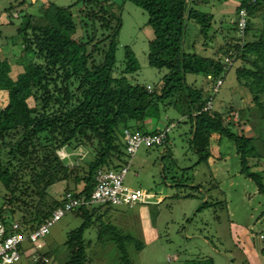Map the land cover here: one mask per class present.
Segmentation results:
<instances>
[{"label": "trees", "instance_id": "16d2710c", "mask_svg": "<svg viewBox=\"0 0 264 264\" xmlns=\"http://www.w3.org/2000/svg\"><path fill=\"white\" fill-rule=\"evenodd\" d=\"M125 1L148 16L146 23L153 35L148 41V65L167 70L160 84L150 90L129 78L140 69L129 46L123 47V60L117 64L123 23L114 0L43 5L38 13L46 23L26 21L18 27L20 54L15 63L21 71L13 77L9 57L0 58V91L7 97L0 109V222L8 231L15 221L27 231L44 222L62 203L49 192L58 182L66 184L63 193L89 195L96 171L117 170L127 153L122 131H161L157 127L148 130L145 121L148 118L156 123L167 107L176 109L189 124L188 142L197 155L195 164H208L212 157L222 159L221 152L214 155L212 146L228 140L239 155L240 173L264 195L262 172L251 168L264 157V132L262 137L244 133L251 122V108L264 126V0H237L229 12L218 9L222 44L211 56L195 51V41L190 48L185 47L188 22L199 25V33L209 40L208 32L217 16L199 6L222 7L230 0H122L121 5ZM241 9L246 12L242 32L237 24ZM256 17H262L263 22L253 30L251 19ZM224 23L229 24L227 32L223 31ZM226 58H232L230 66ZM231 69L237 85L249 92L250 105L235 107L229 102L219 111L213 108L214 96ZM188 75L208 77L210 91L205 95L201 86L188 82ZM218 80L221 83L215 89ZM235 109L241 127L231 118ZM255 141L261 142L262 152ZM61 149L70 152L69 159L58 154ZM250 160L256 162L250 165ZM86 206L71 211L84 220L67 234L68 259L63 264H86L84 232L94 216L100 221L98 240L113 239L122 254L120 263L133 264L124 250V242L131 237L104 225L102 215ZM45 255L50 261L30 264H53L51 253Z\"/></svg>", "mask_w": 264, "mask_h": 264}, {"label": "rangeland", "instance_id": "374dc122", "mask_svg": "<svg viewBox=\"0 0 264 264\" xmlns=\"http://www.w3.org/2000/svg\"><path fill=\"white\" fill-rule=\"evenodd\" d=\"M74 1L0 0V57H9L13 77L21 71V66L15 63L20 54L18 27L26 21L40 25L46 23L38 11L49 2L68 6ZM114 1V9L121 14L123 23L118 36L117 64L123 60V47L129 46L140 64L139 71L129 78L140 84L158 86L167 70L148 65V41L153 35L146 23L147 14L130 1L122 5V0ZM199 8L212 11L217 16L208 32L209 40L205 41L199 33V25L189 21L185 47L190 48V43L195 41V51L211 56L222 44L218 33L219 8L212 4H203ZM262 22V17L251 19L252 29H259ZM222 27L227 32L229 24L224 23ZM187 80L201 86L205 95L210 91L212 82L208 77L188 75ZM6 101V92L0 91V109ZM229 102L235 107L250 105V94L237 85L234 69L225 75L220 91L214 96L213 108L223 111ZM236 112L237 109L231 111V118L236 126L241 127L242 121ZM251 114V122L244 133L262 137L264 126L257 111L251 108ZM146 120L149 121L148 118ZM182 120V115L173 107L162 109L156 127L163 130L169 125L167 140L160 145H141L132 157L125 153L119 168L112 169L118 172L130 161L123 185L145 192L143 202L131 207L101 204H88L86 207L96 209L97 214L102 215L104 225H111L121 236L131 237L124 242V250L133 264H210V261L212 264H264V195L257 191L251 179L240 173L239 155L228 140L212 146L214 155L221 152L222 159L212 157L208 164H195L197 155L188 142L189 124ZM254 144L260 152L263 151L259 145L261 142L255 141ZM61 150H64L63 155ZM61 150L58 154L69 159L70 152ZM253 162L256 161L250 160L249 164ZM257 165L251 168L261 171L264 181V157ZM65 186L64 182H58L49 188V192L61 198ZM188 193L193 196H182ZM223 200L225 205H222ZM204 202H208L207 205L198 209ZM96 218L92 217L93 223L84 232L86 264H121L118 244L109 238L103 243L98 240L97 225L100 221ZM83 220L72 212H66L50 227L42 240L41 252H50L53 264H63L68 259V249L64 244L67 234L80 226ZM31 247L23 244L21 258L13 264H30L28 253ZM23 250H26L25 254Z\"/></svg>", "mask_w": 264, "mask_h": 264}, {"label": "built area", "instance_id": "2783aa9c", "mask_svg": "<svg viewBox=\"0 0 264 264\" xmlns=\"http://www.w3.org/2000/svg\"><path fill=\"white\" fill-rule=\"evenodd\" d=\"M245 9L239 11L238 26L240 32L246 24ZM225 61L230 66L232 58H226ZM221 83L217 81L215 89ZM151 89V85H147ZM169 126L156 133L133 132L125 128L122 131V141L125 144L126 152L131 155L135 154L141 146L160 145L167 140ZM64 154V150L60 154ZM130 163V161H129ZM123 167L120 171L98 169L95 173V183L91 193L87 196L76 195L72 191H66L62 194L61 204L55 208L50 216L44 220L37 228L27 231L19 222H13L8 231L4 224L0 222V264H13L20 260L23 244L31 245L28 253V259L31 263L48 262L49 258L44 252L42 240L49 233L50 227L59 220L66 212H71L76 208L88 204H109L112 206L126 205L131 207L137 202H143L146 198L145 192L138 188H128L123 185L124 176L128 166ZM26 250L22 253L25 254Z\"/></svg>", "mask_w": 264, "mask_h": 264}, {"label": "crops", "instance_id": "0c3cea01", "mask_svg": "<svg viewBox=\"0 0 264 264\" xmlns=\"http://www.w3.org/2000/svg\"><path fill=\"white\" fill-rule=\"evenodd\" d=\"M34 1V0H33ZM237 2V0H230L229 1V3L228 4H225V6H218V8H219V10L221 9L222 11H224V12H229V8H230V6H234V4ZM1 51V50H0ZM4 57V55H2V57H0V58H3ZM145 126H146V128L148 129V130H151V129H153L154 127H156L157 125H156V123L152 120V119H149V121H145ZM210 159H212V158H210ZM209 159V160H210ZM211 161V160H210ZM82 186H78V188L80 189Z\"/></svg>", "mask_w": 264, "mask_h": 264}]
</instances>
